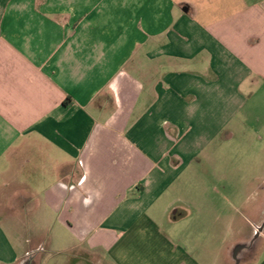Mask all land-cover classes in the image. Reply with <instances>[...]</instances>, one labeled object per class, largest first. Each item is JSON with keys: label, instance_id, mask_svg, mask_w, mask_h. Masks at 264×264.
<instances>
[{"label": "crops", "instance_id": "crops-1", "mask_svg": "<svg viewBox=\"0 0 264 264\" xmlns=\"http://www.w3.org/2000/svg\"><path fill=\"white\" fill-rule=\"evenodd\" d=\"M261 91L264 0H0V264H264L262 137L235 206L166 198Z\"/></svg>", "mask_w": 264, "mask_h": 264}, {"label": "rangeland", "instance_id": "rangeland-1", "mask_svg": "<svg viewBox=\"0 0 264 264\" xmlns=\"http://www.w3.org/2000/svg\"><path fill=\"white\" fill-rule=\"evenodd\" d=\"M136 53L137 55H139V51H137ZM133 64V60H130L125 64V67H127V69L134 74ZM141 78L145 80L142 82L143 84H146L148 93L147 96L144 97L145 99H140L139 106L143 107H140L139 109L137 108L135 113L132 114V122L135 121L138 116H140V111L145 108L144 106H146V104L150 103L152 97H150L151 91H149L152 87V80L145 79L146 76L144 77L143 75H141ZM248 105H253L257 108H260V110H263L262 114L260 113L258 115L261 118L259 121L254 118V115L251 119L254 127H256L257 129H237V136L233 139L223 140L219 137L216 138V140H212L207 145L208 147L205 148L207 152L212 153L215 157H219L220 161L225 158L224 168L223 166L220 167V163L217 162V159V161H213L212 163L206 161H204V163L202 161H200L199 163L194 162L192 167L185 169L179 175L176 182L173 184L174 188H169L166 194V198H171L172 196L176 195L179 198H184L183 200H186V198H188L190 199V202L197 205L201 204L204 200H207V197H210V200L212 202L216 201L222 205H226L227 207L235 206L236 204H238L243 195L242 190H240V186L244 178H235V176L237 175L235 163H237L239 159H243L241 163L242 165H244V170H242V172L248 173L251 165L249 159L257 156L256 159L258 160L262 155L260 153L262 142L261 140H259V138L262 137V141H264V91H261L260 95H257V97L255 98H249ZM247 164L249 165V167L246 166ZM203 169H205V171H209L211 176L207 177ZM218 169L219 171L224 170L226 175L228 176L227 180H225L224 182H218V179L214 177V174H216V172L218 173ZM208 186H218L217 193H207L205 189ZM168 219H170V216L168 217ZM194 228L196 229L195 234H198V230L202 227L197 226ZM229 237L231 238V236H228V238ZM48 250L49 249L47 244L45 246L43 245V249L39 252V256H46V263L57 264L58 261H65V255L60 254L59 256H52L49 254ZM38 262L39 261L36 260L35 264H37Z\"/></svg>", "mask_w": 264, "mask_h": 264}, {"label": "flooded vegetation", "instance_id": "flooded-vegetation-1", "mask_svg": "<svg viewBox=\"0 0 264 264\" xmlns=\"http://www.w3.org/2000/svg\"><path fill=\"white\" fill-rule=\"evenodd\" d=\"M33 260L34 259L30 257V258L26 259L23 264H33Z\"/></svg>", "mask_w": 264, "mask_h": 264}, {"label": "trees", "instance_id": "trees-1", "mask_svg": "<svg viewBox=\"0 0 264 264\" xmlns=\"http://www.w3.org/2000/svg\"><path fill=\"white\" fill-rule=\"evenodd\" d=\"M67 103V102H66Z\"/></svg>", "mask_w": 264, "mask_h": 264}]
</instances>
